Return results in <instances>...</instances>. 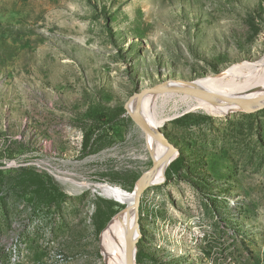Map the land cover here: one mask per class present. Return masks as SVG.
<instances>
[{
	"label": "rangeland",
	"instance_id": "rangeland-1",
	"mask_svg": "<svg viewBox=\"0 0 264 264\" xmlns=\"http://www.w3.org/2000/svg\"><path fill=\"white\" fill-rule=\"evenodd\" d=\"M263 55L264 0H0V264H104L153 160L129 99ZM182 95L145 109L180 159L141 196L136 264H264V108Z\"/></svg>",
	"mask_w": 264,
	"mask_h": 264
},
{
	"label": "bare ground",
	"instance_id": "bare-ground-1",
	"mask_svg": "<svg viewBox=\"0 0 264 264\" xmlns=\"http://www.w3.org/2000/svg\"><path fill=\"white\" fill-rule=\"evenodd\" d=\"M227 76L229 77L226 78ZM156 87L159 88V92H148L143 99L144 118L154 130L161 126L163 120H158L156 117L152 118L145 112V109L148 107L155 108L156 97L159 93L170 94L171 91L169 89L176 87L208 91V94L203 97H194L183 93L182 98L187 99L191 103L189 105L190 109L203 108L213 114H223L229 111L236 112L237 106H253L264 101V55L258 60H246L229 66L215 75H206L193 80H167L159 83ZM217 92L233 93L234 100L231 101L228 97ZM128 106L130 114L134 116L135 105L133 99L130 100ZM169 150L170 148L162 141L151 137L150 151L153 160L164 156ZM170 162L166 161L160 164L148 175L146 188L163 183L166 177V169ZM133 216L132 193L127 204L109 219L99 234V251L102 254L104 264H128L127 240ZM139 237L140 231L138 228L136 230V241L133 245L135 261Z\"/></svg>",
	"mask_w": 264,
	"mask_h": 264
},
{
	"label": "water",
	"instance_id": "water-1",
	"mask_svg": "<svg viewBox=\"0 0 264 264\" xmlns=\"http://www.w3.org/2000/svg\"><path fill=\"white\" fill-rule=\"evenodd\" d=\"M171 92H175V93H184V94H188L194 97H203L206 94H208V91H199V90H195L192 88H184V87H176V88H172L169 89ZM159 88L156 86L153 87H149V88H144L141 89L139 91H137L127 102V104L130 102L131 99L134 100V105H135V115H131L129 110L127 109V105H126V109L128 111V113L131 115L132 119L134 120V122L136 123V125L140 128L142 134H146L149 135L159 141H162L164 144H166L170 150L162 157H159L157 159L152 160V164L151 166L144 171L136 180L134 187L132 189L133 192V208H134V216H133V221H132V225H131V229H130V233L128 236V240H127V260H128V264H136L135 261V256H134V249H133V245L136 241V230H138L139 227V218H140V200H141V196L146 188V180L148 175H150L160 164L166 162V161H172L174 160V158H176L179 154V150L178 147H176L169 139L168 137L164 136V134H162L161 130L158 129H153L150 125H148V123L146 122L144 115H143V99L145 97V95L148 92H159ZM220 95H224L226 97H228L231 101L234 100V94L233 93H228V92H217ZM264 108V101L253 105V106H237V111H241V112H250V111H257L259 109ZM47 174L52 178L53 182L55 183V185H57V183L55 182L53 176L56 177H60L61 176L57 175L56 173H54L52 170L45 168ZM87 184H91V185H95L96 183H87ZM63 190V189H62ZM65 193L70 194V191L67 190H63Z\"/></svg>",
	"mask_w": 264,
	"mask_h": 264
},
{
	"label": "trees",
	"instance_id": "trees-1",
	"mask_svg": "<svg viewBox=\"0 0 264 264\" xmlns=\"http://www.w3.org/2000/svg\"><path fill=\"white\" fill-rule=\"evenodd\" d=\"M180 159V156L179 157H177L175 160H179Z\"/></svg>",
	"mask_w": 264,
	"mask_h": 264
}]
</instances>
